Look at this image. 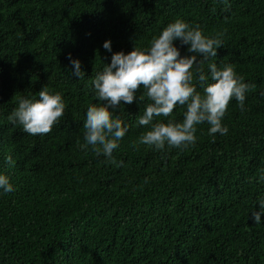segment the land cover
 Wrapping results in <instances>:
<instances>
[{"label": "trees", "instance_id": "16d2710c", "mask_svg": "<svg viewBox=\"0 0 264 264\" xmlns=\"http://www.w3.org/2000/svg\"><path fill=\"white\" fill-rule=\"evenodd\" d=\"M177 19L206 36L225 33L212 62L255 85L243 111L230 102L227 135L213 142L205 122L185 150L140 145L150 130L137 124L149 103L139 102L141 85L131 105L109 108L129 126L116 163L81 150L88 106L107 104L95 100L91 79L113 54L147 49ZM45 86L66 109L38 138L7 117ZM185 111L154 122H182ZM6 136L15 165L0 151V174L14 191L0 190V264H264V215L252 218L264 200V0H0L1 144Z\"/></svg>", "mask_w": 264, "mask_h": 264}, {"label": "clouds", "instance_id": "9594fccd", "mask_svg": "<svg viewBox=\"0 0 264 264\" xmlns=\"http://www.w3.org/2000/svg\"><path fill=\"white\" fill-rule=\"evenodd\" d=\"M224 35L206 36L198 25L190 27L177 19L163 28L159 36H154L147 49L135 46L127 55L123 52L113 54L111 64L104 65L102 71L91 79L95 100L106 101L107 104L88 106L83 124L85 142L81 144L77 140L78 147L81 150L91 147L96 156L103 155L109 162L116 163L113 152L128 133L129 126L114 116L109 108L115 110L121 102L131 105L137 100L141 85L143 93L139 95V102L147 100L149 103L137 117V124L150 130L141 133L140 145L160 152L166 147L167 150H185L196 144L197 125L205 122L210 126L208 134L213 142L216 134L227 135L229 129L222 120L230 102L235 99L243 111L246 93L255 85L245 83L233 65L218 67L216 62H212V58L217 57V50L223 46ZM175 40L189 45L187 51L194 55L181 57L173 44ZM103 47L110 52L111 42H105ZM198 56L202 59L197 60ZM71 63L75 69L73 74L82 80L84 72L80 61L71 60ZM209 78L212 83H209ZM194 80L203 89L202 93L197 90ZM37 95L38 99L21 98L7 119L10 124L21 126L25 133L39 138L51 133L63 117L66 105L60 93L52 94L46 86ZM177 106L186 108L182 122L174 119H168L167 123L154 122L158 117H172ZM14 147L8 138L4 144L0 143V151L9 152L4 154V158L10 165H15L12 160L15 158ZM260 172L259 178L264 181V169ZM0 190L3 193L14 191L9 178L3 174H0ZM259 206V212H252L255 224H260L264 215V200L259 201Z\"/></svg>", "mask_w": 264, "mask_h": 264}]
</instances>
